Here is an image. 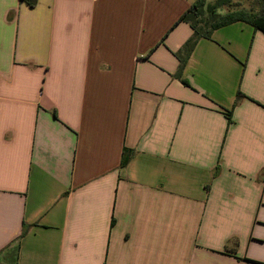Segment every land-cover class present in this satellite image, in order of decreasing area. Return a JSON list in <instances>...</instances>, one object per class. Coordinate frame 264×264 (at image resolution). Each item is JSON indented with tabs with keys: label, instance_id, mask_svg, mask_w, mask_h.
<instances>
[{
	"label": "crops",
	"instance_id": "crops-1",
	"mask_svg": "<svg viewBox=\"0 0 264 264\" xmlns=\"http://www.w3.org/2000/svg\"><path fill=\"white\" fill-rule=\"evenodd\" d=\"M195 1L0 0V264H264V32L178 77Z\"/></svg>",
	"mask_w": 264,
	"mask_h": 264
},
{
	"label": "trees",
	"instance_id": "trees-1",
	"mask_svg": "<svg viewBox=\"0 0 264 264\" xmlns=\"http://www.w3.org/2000/svg\"><path fill=\"white\" fill-rule=\"evenodd\" d=\"M30 5L34 4L35 0H26ZM258 7L253 6L250 1L248 5L236 3L232 0H214L212 3H206V0H196L190 7L195 22L191 24L193 33L191 37L182 45L177 55L180 59L177 76H180L181 70L186 62V59L199 38H210L214 29L227 25L235 21H245L252 24L255 28L264 32V0H255ZM220 6H225L224 13L219 14L217 9ZM182 53V55L180 54ZM184 83L185 81L182 80ZM242 96L238 91L235 102ZM128 159L127 154L122 157L121 163H125Z\"/></svg>",
	"mask_w": 264,
	"mask_h": 264
},
{
	"label": "rangeland",
	"instance_id": "rangeland-1",
	"mask_svg": "<svg viewBox=\"0 0 264 264\" xmlns=\"http://www.w3.org/2000/svg\"><path fill=\"white\" fill-rule=\"evenodd\" d=\"M233 2H236V3H242V4H244V5H248L249 3H250V1H252L253 2V6L254 7H258L257 6V2L255 1V0H232ZM225 10H226V7L225 6H220L218 9H217V12L219 13V14H222V13H224L225 12Z\"/></svg>",
	"mask_w": 264,
	"mask_h": 264
}]
</instances>
